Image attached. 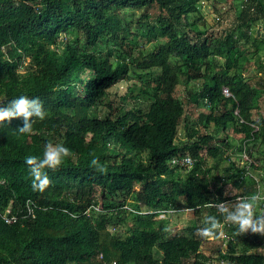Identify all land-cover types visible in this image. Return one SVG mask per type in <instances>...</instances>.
Segmentation results:
<instances>
[{
    "label": "trees",
    "instance_id": "16d2710c",
    "mask_svg": "<svg viewBox=\"0 0 264 264\" xmlns=\"http://www.w3.org/2000/svg\"><path fill=\"white\" fill-rule=\"evenodd\" d=\"M201 2L0 0V101L39 97L47 112L31 134L17 131L22 118L0 124V264H215L200 249L205 237L198 234L207 216L225 222L211 203L231 207L238 193L264 191V176L226 169L220 175L237 193L224 191L219 181L211 189L208 179L218 165L205 164L204 157L224 155V149L211 144L214 134L199 135L197 126L176 142L177 127L186 107L205 106L198 122L223 131L231 125L242 134L238 146L252 141L249 153L264 160L255 147L257 138L264 145L258 103L264 80L251 84L245 75L264 44L252 29L264 21V0L232 3L238 12L218 34L189 27L196 24L189 14L202 18ZM153 5L159 12L152 21ZM125 10L141 13L127 19ZM215 13L220 24L223 12ZM146 42L151 45L143 50ZM120 81L125 91L112 92ZM190 81L199 86L188 88ZM226 138L216 139L230 148ZM47 143H62L72 155L55 171L44 170L52 184L41 193L32 189L25 158H42ZM93 156L104 172L91 166ZM142 205L152 211L140 212ZM184 208L198 220L180 232L159 217ZM225 228L235 238L227 251L216 248L223 264H264L257 233L250 231L238 250L235 240L244 233L233 224Z\"/></svg>",
    "mask_w": 264,
    "mask_h": 264
},
{
    "label": "rangeland",
    "instance_id": "374dc122",
    "mask_svg": "<svg viewBox=\"0 0 264 264\" xmlns=\"http://www.w3.org/2000/svg\"><path fill=\"white\" fill-rule=\"evenodd\" d=\"M238 1L239 0H223V1L222 0H217V1L211 0V2L214 3L212 5V3L210 4L209 0H203V2L199 3V7H198L200 12H201L202 18H200L198 20V14L197 13L189 14L188 20L193 21V19H195V23H196V24L191 23L189 27H194V26L198 27L200 29V32L205 31V34H207L209 32L212 34L220 33L221 28L228 26V24L231 22L233 16L238 12V9L231 7L232 3L238 4L237 3ZM215 8L217 10H220L221 12H223V18L224 19L221 21L220 24L214 23L215 16L218 15L215 13ZM148 12L151 15L150 20L153 21L155 16L158 14L159 10H158V7L156 5H153V6H150L148 8ZM124 13H125L127 19H131V18L136 19L140 15L141 11L125 10ZM263 27H264V21L257 24L256 26L253 25L252 29L256 32V34H258L257 29L260 30ZM252 29H251V32L253 34ZM262 30H261V32H264ZM190 33H192V32L190 31ZM259 34L262 35L261 33H259ZM65 38H66L65 36H62V38L60 40H65ZM61 44L62 43L59 44V48H60ZM150 45H151V43H149V42L144 43V45L142 46L143 50L149 48ZM104 46H105V43H102L101 48H104ZM259 46H260V50H259L258 54L255 56L254 62H252V64H251V68L245 72L246 78L250 81L251 84L257 80H261V77L264 80V57H262V56H264V44L261 43V44H259ZM258 57H260V58L262 57L261 61H259ZM198 82L197 81H190L188 83L187 87L191 88V89L197 88L199 86ZM125 87H126V84L124 83V81H120V82L116 83L114 86H112L111 90H112V92H115V93L117 92L119 94H122L125 91ZM184 88H186V86ZM185 94L186 93L183 91L182 85H179L178 86V96L184 101H185V97H184ZM258 103L260 105V115L264 117V93H261V95H259V102ZM186 109L187 110L185 111V118H184L185 121L181 120L180 121L181 123L177 127V133H176L177 135L175 138L176 142L178 140H184L186 133H188L189 130H191V128L193 129L197 126V129L199 130V135L214 134L215 137L212 140L211 144L221 146L222 150L226 149V148H224V146L220 145L221 141L217 140L216 139L217 137H221V139H223L224 137H227L232 143H236V144L239 143V140L242 137V134L241 133H234V130L231 127V125L229 126V128H227L226 130L223 131L221 128H219V129L215 128L213 123H210L208 126H203L200 121L198 122V120H197L198 119V113L208 111V109H206L205 106L199 105L198 107L194 108V106L190 104L188 107H186ZM105 111L101 110L100 112L104 115V113H106ZM253 118H255V119L258 118V114L255 112V110H253ZM185 122H187L188 124L186 125ZM262 143L263 142H261V140L257 138V140L255 141V147H258L261 152H264V145H262ZM258 148H256V150H258ZM202 153L205 155V151H202ZM236 153L237 152L229 155V161L230 162L232 161L235 164H237L236 157H240ZM255 153L257 154V157L261 158L259 160H262V156L259 154V152L257 153L255 151ZM231 156L234 158V160L231 159ZM219 158H221V160H223L225 158V156H223V154L218 156V157H215V158L208 156V159L206 157H204V159L206 161L205 164L212 166L215 164V162H217V165H218L217 169H213L210 173L211 176L208 179L209 180V186L211 189H213L215 187V184H217V182L219 181V182H222L224 184V187H225V189H223L224 191L234 193V192H236V188L234 186H232L231 183L223 182L222 181L223 179L220 175V174H222V175L225 174L227 172L226 169L229 168L231 166V164L228 163V161H221V160H219ZM254 158L257 160V158L255 156H254ZM217 160H219V161H217ZM263 161L264 160H262L261 162L260 161L259 162L257 161V162L259 165H261ZM233 167H235V165H233ZM233 167L229 168V171H230L229 175H231V173H233V169H232ZM250 170L254 173L257 171L255 169L254 170L250 169ZM183 174H185L184 171H183ZM258 175L264 176V168L259 169ZM230 180L231 179H228L226 182H230ZM259 207L260 206L257 207V210H260ZM141 208L143 210H148V208L144 205H142ZM167 213H169V217H167ZM162 215L165 217L163 219H167L166 222H167L168 228L171 231H175V230L177 231L178 230V232H180L179 228L182 227V225H185V224L190 225V224H192L198 220L197 215H195L192 211H189V210L187 211L186 209H185V211H181V212H173L171 210H167L165 215L164 214H162ZM125 227H126V225L122 223L121 225H119L118 229L120 230V228H122V230H124ZM221 232H223V231H221ZM185 233H186V231H185ZM249 233H250V231L244 233V236H239L237 238V241L235 240L236 247L238 248V250L244 246L245 236L249 237L250 236ZM230 234L234 235L232 232ZM257 234H259L258 236L260 238H261V236L264 235V234L260 235V233H257ZM225 237L226 236L224 235V233L223 234L220 233L214 237H207V238L203 239L201 242V246H200L201 248L200 249L202 250V252L209 255L213 259V262L215 264H223L222 261L219 259V257H217L218 252H217L216 248L220 247V249L222 251H227L229 248V243L227 241L225 242ZM232 238H235V237L233 236ZM221 241H222L223 246L222 245L219 246L221 244ZM256 249H257L256 251L264 252V244L257 247Z\"/></svg>",
    "mask_w": 264,
    "mask_h": 264
},
{
    "label": "clouds",
    "instance_id": "9594fccd",
    "mask_svg": "<svg viewBox=\"0 0 264 264\" xmlns=\"http://www.w3.org/2000/svg\"><path fill=\"white\" fill-rule=\"evenodd\" d=\"M234 114L237 115L236 113ZM46 116L47 112L44 109L43 102L39 99V97L29 98L26 95H21L18 98L8 101L7 105H3L2 101H0V124H2L4 121H11L13 118H22L23 125L22 127L17 128V131L21 134H31L33 132V124L35 120L42 121L46 118ZM255 130H257V126H254V131ZM228 140L229 139L226 138L225 141L228 142ZM251 142L252 141L244 140L241 146H238V143L234 150H229L228 148L223 150L225 152L223 156L226 158L224 161H228V163L231 164L230 167L235 165V167L232 168L233 171L236 167L245 168L249 174L258 175V171L260 169V165L258 164L259 161L257 162L254 156L249 153L252 150V147L247 149V146L251 145ZM235 152H237L236 154L240 156L236 157L237 164L229 161V155ZM71 155L72 151L64 144L47 143L45 145L42 158L34 155L26 157L25 164L28 166L29 174L32 177V189L42 193L49 186H51L52 180L44 170L51 169L55 171L62 164L64 158L70 157ZM231 159L234 160L232 156ZM90 164L100 172L105 171L104 166L100 164L99 159L95 156H93ZM229 168H227L228 172H230ZM250 169H255L257 171L254 173ZM226 178L228 180V177ZM222 179L223 182L227 181L225 180L224 176ZM234 193H237V191ZM263 195L264 191H259L258 194H255L251 197H247L245 194L238 193L236 195V199L240 201L236 202L231 207L223 205L222 201L214 204L211 203L212 205H216L218 207V211L224 217L226 223L220 222L215 216H207L204 220L206 226L199 229L198 234L205 238L214 237L218 231L217 234L224 233L226 236L225 242H228V240L232 238L233 235H231L230 232L226 230L225 226L227 223L236 225L239 234L249 231L252 233H260V235L264 234V214H257V212L264 210ZM258 206H260V210H257ZM147 208L148 210L142 209V211L144 213L152 211V209L149 207ZM185 209L188 210V208H184L183 210ZM173 212L176 211L174 210ZM162 214L165 215L164 212H159V217L165 218ZM261 239L262 244H264V235L261 236ZM101 255L102 254L100 253V256Z\"/></svg>",
    "mask_w": 264,
    "mask_h": 264
},
{
    "label": "built area",
    "instance_id": "2783aa9c",
    "mask_svg": "<svg viewBox=\"0 0 264 264\" xmlns=\"http://www.w3.org/2000/svg\"><path fill=\"white\" fill-rule=\"evenodd\" d=\"M222 92H223V94L224 95H226V96H229V95H231V92L228 90V88L227 87H223L222 88ZM237 112H238V110L237 109H235V111H234V113H236L237 114ZM241 120V119H240ZM186 161H188V160H186ZM263 197H264V195H263ZM31 210V209H30ZM28 214H30V216H32V211H29V213ZM8 221L9 222H12V220L11 219H8ZM114 263V262H113Z\"/></svg>",
    "mask_w": 264,
    "mask_h": 264
},
{
    "label": "crops",
    "instance_id": "0c3cea01",
    "mask_svg": "<svg viewBox=\"0 0 264 264\" xmlns=\"http://www.w3.org/2000/svg\"><path fill=\"white\" fill-rule=\"evenodd\" d=\"M240 141V140H239ZM228 142L232 145L230 148H228L229 150H234V148L236 147V143H232L230 140H228ZM229 147V146H228Z\"/></svg>",
    "mask_w": 264,
    "mask_h": 264
},
{
    "label": "water",
    "instance_id": "95a60500",
    "mask_svg": "<svg viewBox=\"0 0 264 264\" xmlns=\"http://www.w3.org/2000/svg\"><path fill=\"white\" fill-rule=\"evenodd\" d=\"M257 33H261L264 36V32H260L259 29H257Z\"/></svg>",
    "mask_w": 264,
    "mask_h": 264
}]
</instances>
